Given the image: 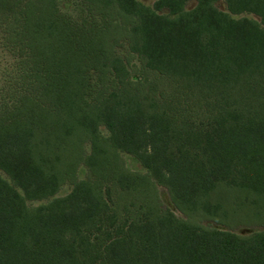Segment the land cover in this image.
<instances>
[{
  "label": "trees",
  "instance_id": "16d2710c",
  "mask_svg": "<svg viewBox=\"0 0 264 264\" xmlns=\"http://www.w3.org/2000/svg\"><path fill=\"white\" fill-rule=\"evenodd\" d=\"M74 1L0 0V264H264V0Z\"/></svg>",
  "mask_w": 264,
  "mask_h": 264
},
{
  "label": "rangeland",
  "instance_id": "374dc122",
  "mask_svg": "<svg viewBox=\"0 0 264 264\" xmlns=\"http://www.w3.org/2000/svg\"><path fill=\"white\" fill-rule=\"evenodd\" d=\"M140 1L145 3V4H148V5H153L155 0H140ZM195 5H196V2L194 0H192L188 4L187 8L192 9L193 7H195ZM59 7H60V10L62 11V13L73 17V19H75V20H80L82 17L87 15L86 8L82 4H80L78 1L59 0ZM217 7L221 10H225V1L219 2L217 4ZM240 17L255 18L251 14H244ZM122 42H123V47L120 49V53L123 56H125V55H127L128 47H127V43H125V41H122ZM14 63H15V58L10 54V52L6 51L2 47L1 41H0V88L4 89L7 87L6 83L4 82L5 74L8 71L10 72L14 68ZM102 133H103V136H108V133L106 131L102 130ZM123 157H124L125 164L129 170H131L133 172H137V171L144 172V170L142 169L140 164L132 156H129L127 154H123ZM0 175L4 179H7L6 176L3 175L2 173H0ZM85 177H86V170L84 168H81L79 179L80 180L85 179ZM71 190H72V186L65 185L62 188L61 192L56 196V198L64 197V196L68 195L71 192ZM159 190H160L162 202L165 205V207L172 209L167 190L163 187H160ZM52 200L53 199L42 201V202L29 203V205L33 206V207L40 206V205H47ZM173 211L175 212V214L178 217L183 218V219L185 218V216L182 215L181 213H179L178 211H176V210H173ZM212 226L215 228H219L215 224H212ZM220 229L229 230V231L241 234V235H250V234L258 232V231H264V222H262V223H252V222H250V223H248V222L247 223L246 222L235 223V225H232L229 228L227 226V227H220Z\"/></svg>",
  "mask_w": 264,
  "mask_h": 264
}]
</instances>
